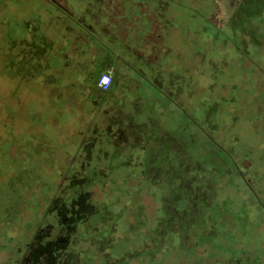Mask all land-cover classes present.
Returning a JSON list of instances; mask_svg holds the SVG:
<instances>
[{"label":"rangeland","instance_id":"obj_1","mask_svg":"<svg viewBox=\"0 0 264 264\" xmlns=\"http://www.w3.org/2000/svg\"><path fill=\"white\" fill-rule=\"evenodd\" d=\"M5 1L7 0H0V16ZM57 1L64 5L67 4L65 0ZM108 1L107 5L113 4V8L115 6L120 8L121 2L119 0ZM168 2L167 16L170 22L173 20L174 13H179L176 21L178 31L167 38L164 30V38H156L154 35L141 42L143 46L149 47L146 54L150 63L156 61L157 56L162 57V54H165L170 46L176 51H181L184 47L185 49L193 47L194 50H201L204 46L203 42L207 46V52L208 49H217L214 53L216 56L214 59L221 60L223 58L225 60L226 58L231 63H234L231 58L244 60L246 57L264 55V0H168ZM176 2L177 4H175ZM138 3L140 6V0ZM36 4L37 2H34L28 8L32 10ZM179 4L180 6L185 5L195 13L191 14L184 9L175 11L174 7H178ZM171 6L174 7L171 8ZM123 12L125 11L113 9L111 12L112 19H118L120 16L122 20L127 18L128 15ZM148 13L155 20L159 18L156 12L148 11ZM123 21L127 23L125 20ZM0 28L2 27L0 26ZM183 29L186 31L185 36H182ZM132 40L138 43L141 38L133 37ZM208 54L213 55L212 52H208ZM162 58H159L158 65L165 61ZM255 60L258 61V58L256 57ZM167 61L169 60L165 62ZM148 66L146 65L145 69L148 70ZM239 70L241 71L239 72ZM243 71L240 63L232 64L230 69L225 71L224 77L228 84L226 83L219 89L220 93H227L232 87L236 94L238 87L241 100L232 96L231 100H226L221 105L213 104L207 110L206 116L203 115L204 119L198 117L196 123L182 114L180 110H175L174 106L171 105L172 107L168 108L162 103L143 71L140 76L136 72L125 75L126 82L135 83L134 97L139 100V111L140 107L148 112L151 111L149 120L152 121L149 122L150 126H147V131L153 136L157 137L158 135V138L162 140L155 144V151L144 175L146 181L167 182L173 180L174 175L176 178L179 177L178 173L173 170L177 162L184 167L188 166V170L192 166L197 167L198 175L201 177L199 179L201 187H180L181 189L177 188L174 193L168 194L169 197H162L165 201L163 207L168 215L169 228L171 230L180 229L182 232L179 234L181 242L182 239L184 240L183 234L190 232V228L192 231L198 230L194 245L200 246V250L194 255L195 250L191 246L188 248L193 255L192 258L196 261H185V263L180 261L178 264H264V208L258 202L255 192L252 191V185L257 187L259 182L256 180L259 175L257 170L264 171V162L255 168L254 162L248 159L240 163V167L232 161L229 153L214 143L216 142L214 138L216 122L224 127L236 126L239 124V118L244 125L240 127L241 134H249L252 131L254 133V126L259 127L256 133L258 137L261 138L264 133V122L260 125L259 121L255 122L251 121L249 117L246 118L245 114L249 115L248 108H242V99L245 105H251L256 100H260L258 103H263L258 94L244 90L249 89V86L242 84V82H235L234 79L238 78H235V75ZM198 73H200L198 78L201 77L200 85L204 86L206 82V75L204 74L207 71L206 67L201 66L200 57L198 59ZM102 74V72L95 74L93 87L97 85L96 81ZM112 74L115 80L117 76L123 77L114 72ZM253 74V69L249 68L246 78L249 79L250 85ZM259 80L261 81V79ZM261 82V90L258 86L255 88L257 92L264 91V80L262 79ZM29 92L28 87H25L21 92L23 103L29 102ZM93 92L98 94L96 89ZM10 95V89L4 92V99H7L5 104L7 105H11L8 102L11 99ZM85 99L90 100L87 97ZM137 99H134V102ZM240 105L241 107H239ZM12 110L8 116L3 115V121L2 113H0V125L2 123L6 128L4 137L7 140L14 137L13 134L17 132L22 133L30 124L29 119H20L16 127ZM260 110L263 109L260 108ZM71 118L75 119L76 117L71 116ZM37 120H39L38 114L35 117V121ZM55 121H58V118H55ZM77 124L73 121L72 125L76 126L74 130H80V126L78 124L79 127H77ZM87 124L89 121L82 125L85 128ZM15 127L19 129L17 132H15ZM67 134L72 135L73 133L68 131ZM211 137L215 141H212ZM105 146L110 149L108 151L115 152V156L109 160V164L103 161V157L95 156L94 161L91 164H86L84 168L79 165H70V167H62L64 169L56 172L59 180L57 178L54 183L59 182L57 186L64 182L62 178L65 176L73 177L72 183L69 181L72 185L67 195L66 204L70 206L71 201H74L76 204L75 213L86 217L85 223L78 227V241L82 248L81 251H83L80 262L81 264H137L140 261L139 264H145L144 261L152 260L153 251H147L145 240L143 242L139 240V236L142 235L141 231H145L149 225L148 222L144 223L141 216L143 210H145L143 214L152 212L155 206L154 198L149 195L144 199L143 205L139 207L133 189L130 197L123 201L125 204H122L121 199H118L121 201L120 205L113 201L116 195L106 194V189L103 187L104 176L109 170L124 164L127 152L124 153L123 150V153H120L119 149L113 145L112 140H108ZM256 149L257 156H261L264 152V145L261 140L258 141ZM105 150L107 151V149ZM10 156L11 158H18L21 154L12 153L10 148H7L3 158L8 159ZM154 156H158L159 159H154ZM250 168L256 169L255 175L247 171ZM205 173H208L209 176H206ZM186 177H189V174ZM126 182L123 178L121 183L126 184ZM128 183L134 188L136 182L128 180ZM204 183L209 185L212 190L205 191L202 189ZM75 186H83V189L77 193ZM89 190H92V194L95 192L99 194L98 196L95 195L97 200L94 205L91 203L92 200L91 202L88 201L91 198ZM119 192H121L120 189ZM9 193L8 187L0 185V198H2L1 195L7 197ZM35 197L36 191L32 192L30 200L33 201ZM49 202L50 198L43 204L48 205ZM147 204H150L151 207ZM83 205L87 207H82ZM141 207L143 209H140ZM31 211L34 219L32 218L30 222H27L29 228L37 225L36 220L39 218L35 209H31ZM13 237V234L3 236L0 233V252L5 243L11 242ZM188 238L192 240L191 237ZM136 242H139L140 246L139 244L137 246ZM151 260L149 264H152ZM169 264L172 263L169 262Z\"/></svg>","mask_w":264,"mask_h":264},{"label":"trees","instance_id":"obj_2","mask_svg":"<svg viewBox=\"0 0 264 264\" xmlns=\"http://www.w3.org/2000/svg\"><path fill=\"white\" fill-rule=\"evenodd\" d=\"M30 2L31 0H22V4L19 5L23 15L20 24L17 22L20 19L17 8L12 13V7H9L8 0L3 3L4 7L0 16V26L2 27L0 28L1 118L3 117V121V115L8 116L13 109L12 114L16 120V127L20 119L30 120V124L22 133L17 132L19 129L15 127V132H17L15 134L19 135L13 134L14 137L9 140L4 137L6 128L1 123V167L6 164L9 170L15 171V165L22 162L27 168L29 167L32 173L36 172L34 170L38 168L41 172L42 184L44 182H49L50 184L56 182L58 178L56 172L64 169L62 167L79 165L84 168L86 164H91L94 161L95 156L98 158L103 157V161L109 164V160L115 156V152L108 151L110 149L105 144L108 140H112L113 145L119 149L120 153L127 152V158L123 165H119L105 174L103 187L106 189V194L116 195L113 201L118 202L120 205L121 201L122 204H125L123 201L130 197L133 189L139 207L143 205L144 199L149 195L154 198L155 206L152 212L143 214V211H145L143 210L141 216L144 223L148 222L149 225L145 231H141L142 235L139 236V240L141 242L145 240V249L153 251L152 260L144 261L145 264H149L150 260L152 264H169V262L178 264L180 261L183 263L185 261H196L192 258L193 255H191L188 248L191 246L195 250L194 255L200 250V246L194 245L196 231L198 230L195 228L196 230L192 231L190 228V232L183 234L184 240L182 239L181 242L179 234L182 232L180 229L174 228L172 231L169 228L168 215L163 207L165 203L163 198L165 196L169 197L168 194L174 193L180 187H201L199 183L201 177L198 175L197 167L192 166L188 170V166L184 167L177 162L173 170L178 173L179 177L176 178L174 175L173 180H168L167 182L151 180L147 182L144 176L145 172L155 151V144L160 143L162 140L158 138V135L157 137L153 136L147 131V126H150L149 122L152 121L149 120L151 111L148 112L144 108L141 109V107L139 111V100L134 97L135 83L126 82L124 76H120L116 80L114 77L113 86L109 91L104 92L98 87L100 89L98 94L93 92L95 90L93 87L95 74L82 72L74 68V61L72 58L67 57L64 48L62 46L56 47L59 42L50 41L47 37L50 35V30L53 29L54 31V26L47 24L42 27L44 31H47V36H40L37 33L38 28L30 18L31 11L28 8L31 5ZM168 4V0H165L160 7L157 2H154L151 6L157 16H159L158 19L162 23L163 30L166 31L167 38H170L175 31H178L176 21L179 13L175 12L173 20L170 22L167 16V11H169ZM180 9L188 10L191 14L195 13L185 5L180 6L179 4L178 7H174L175 11ZM64 36L63 38L66 37ZM162 37V34L158 36V38ZM203 45L201 50H194L193 47L185 49L184 47L181 51H176L170 46L168 51L162 54L163 58L157 56L158 59L149 65V69L143 71L150 84L155 88L158 99L167 105L168 108L174 106L175 110H180L182 114L196 123L198 117L204 119L203 115L206 116L207 110L213 104L218 103V105H221L226 100H231L232 96L240 98L238 87L236 94L235 89L233 90L232 87L227 93H220L219 91L227 83L224 77L225 71L229 70L231 65L237 62L240 63V67L244 71L238 74L241 71L239 70L237 75H235V78L238 77L234 79L235 82H242V84L249 86V89L244 90L255 92L263 102H260V104L258 103L260 100H256L251 105H245L242 99V108L247 107L249 112V115L245 114V116L246 118L249 117L251 121H259L261 125L264 122V91L257 92L255 88L258 86L261 90L260 83H262V79L264 80V55L260 56L258 54L256 56L258 61L255 60L256 57H246L244 60L231 58L234 61V63H231L226 58L225 60L223 58L221 60L214 59L216 57L214 53L217 49H208V52L213 53L210 56L206 51L207 46H205L204 42ZM125 47L124 58L131 66L135 67L138 53L130 44L125 45ZM199 57L201 58V66L206 67L207 71L204 74L206 75L207 84L205 82L204 86L200 85L201 77L198 78V75H200L198 73ZM159 58L169 61L165 62L163 60L165 63L160 62L158 65ZM249 68L254 71L251 85L249 79L246 78ZM25 87H28L30 91L28 103H23V97L20 95ZM83 87H87L95 96L93 97L94 109L92 112L94 120H90V126L87 124L85 128L82 124L88 121H76L67 115L70 108L68 101L72 102L75 99L81 102L83 100L79 96L80 89ZM9 89L11 99L8 96V102L11 105L5 104L7 99H4V92ZM223 97L225 99H222ZM134 99H137V101L135 100L134 102ZM260 108L263 110H260ZM36 114L39 117L37 121H35ZM54 116L58 118V121H55ZM245 116H242V118H245ZM238 120V125L226 127L214 120L216 122V129H214L216 142L214 143H217L226 153H229L232 161L238 166L241 167L240 163L249 159L254 162V167L257 168L261 162H264V152L259 157L255 153L257 152L256 147L259 140L264 145V133L261 138L258 137L256 133L259 127L254 126V133L252 131L243 135L240 133V127L244 125H242L239 118ZM73 121L79 124L80 130H74L76 126L72 125ZM78 124L77 127H79ZM68 131L73 134H67ZM211 139L213 138L211 137ZM212 141L215 140L213 139ZM7 148H10L12 153L21 154V156L18 158H11V156L8 159L3 158ZM153 158L159 159L158 156ZM11 167L14 169L12 170ZM255 168H250L247 171L255 175ZM52 171L54 175L51 178V180L53 179L52 182H50L49 179L44 177L49 176ZM257 172L259 175L256 180L260 183H257V187L252 185V191L255 192L258 202L264 208V171L262 172L260 169ZM188 174L189 177H186ZM205 175L209 176L208 173H205ZM123 178L127 181L126 184L121 183ZM128 180L136 182L134 188L128 183ZM74 188L78 193L83 189V186H75ZM119 189L121 192L118 193ZM202 189L205 191L212 190L205 183ZM91 191L89 190V194ZM96 194V192L91 193V198L88 200L89 202L92 200L91 203L93 205L97 200ZM118 199H121V201ZM147 206L151 207L150 204H147ZM140 209H143V207ZM175 227L177 226L175 225ZM188 237H191L192 240ZM136 243L138 246L139 242ZM139 263L140 261L137 264Z\"/></svg>","mask_w":264,"mask_h":264},{"label":"crops","instance_id":"obj_3","mask_svg":"<svg viewBox=\"0 0 264 264\" xmlns=\"http://www.w3.org/2000/svg\"><path fill=\"white\" fill-rule=\"evenodd\" d=\"M65 1L66 5L57 0H31V5L34 2L37 4L34 5L36 8L33 7L34 9L29 11H31L30 18L38 28L37 33L40 36H47V31H44L43 26L47 24L54 26V31L53 29L50 30V35L47 37L50 41L59 42L56 47L62 46L64 48L67 57L73 59L74 68L94 74L114 72L125 77L128 73L136 72L140 76L141 70H146L145 66L153 62L150 63L147 58L146 50L149 47L143 46L141 42L149 36L163 35L164 30L162 23L157 21L159 19L151 18L148 13V11L154 13V9L148 0H140V6L138 0H119L121 2L120 8L116 6L113 8V4L107 5L108 0L103 2L100 0ZM89 1L90 3L87 4ZM8 4L9 7H12V13L17 8L20 18L17 22L20 24L23 19L19 6L22 4V0H8ZM113 9L125 11L123 13L127 14L128 17L123 20L127 23L122 20L121 16L113 20L111 17ZM185 33L186 31L183 29L182 36H185ZM61 35L62 37H60ZM63 35L66 37L63 38ZM133 37H140L141 40L135 43L132 40ZM129 44L138 53L137 67L131 66L124 58L125 45ZM149 55L151 56V54ZM67 71L71 72L70 70ZM119 77L117 76V78ZM94 89L100 90L97 85H94ZM80 92L82 93L79 96L83 100L81 102L75 99L72 102L68 101L70 108L67 115L69 117L75 116L76 118L73 119L76 121L94 120L92 112L94 109L93 97L95 96L87 87L80 89ZM86 97L90 100L87 101Z\"/></svg>","mask_w":264,"mask_h":264},{"label":"flooded vegetation","instance_id":"obj_4","mask_svg":"<svg viewBox=\"0 0 264 264\" xmlns=\"http://www.w3.org/2000/svg\"><path fill=\"white\" fill-rule=\"evenodd\" d=\"M148 2L150 5L157 2L159 7L163 3L162 0ZM15 168L11 171L6 164L3 167L0 164V185L10 190L7 197L1 195L0 198V233L14 235L0 252V264H81L83 251L78 241V227L85 223L86 217L75 213L74 201L70 206L66 204L72 185L69 181L72 183L73 177L65 176L59 186L49 182L42 184L37 167L34 173L22 162ZM53 173L44 178L52 182ZM34 191L36 197L31 201ZM49 198L48 205H44ZM31 209H35L39 218L37 225L29 228L27 222L33 218Z\"/></svg>","mask_w":264,"mask_h":264},{"label":"built area","instance_id":"obj_5","mask_svg":"<svg viewBox=\"0 0 264 264\" xmlns=\"http://www.w3.org/2000/svg\"><path fill=\"white\" fill-rule=\"evenodd\" d=\"M114 83V75L111 72H106L100 75L97 80V86L104 92L109 91Z\"/></svg>","mask_w":264,"mask_h":264},{"label":"bare ground","instance_id":"obj_6","mask_svg":"<svg viewBox=\"0 0 264 264\" xmlns=\"http://www.w3.org/2000/svg\"><path fill=\"white\" fill-rule=\"evenodd\" d=\"M36 31V30H35ZM53 65V64H52ZM64 68V67H63ZM65 70V69H64ZM76 77V76H75ZM207 99V98H206ZM194 112V111H193Z\"/></svg>","mask_w":264,"mask_h":264}]
</instances>
